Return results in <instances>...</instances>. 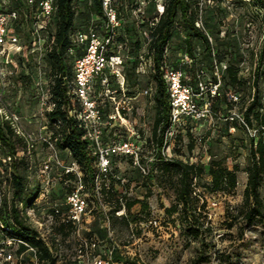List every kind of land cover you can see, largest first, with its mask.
<instances>
[{
	"label": "trees",
	"instance_id": "16d2710c",
	"mask_svg": "<svg viewBox=\"0 0 264 264\" xmlns=\"http://www.w3.org/2000/svg\"><path fill=\"white\" fill-rule=\"evenodd\" d=\"M40 1L35 0L34 3H30L29 0H0L1 11L17 13V18L11 21L9 30L10 34L20 38L23 49L19 53H14V59L18 61L24 59L28 64L34 63L35 54L40 55V50L32 49L31 46L32 43L37 42L38 37L41 38L42 58L52 77L47 92L49 96L47 122L43 125L42 130L55 142L62 163L67 165L63 154L66 152L67 158L69 156L72 160L68 164L75 162L80 168V172L83 173L82 179L86 185L93 184L94 187L99 162L98 151L86 137L88 130L85 123L79 118V111H82L83 104L73 95L75 62L84 55L86 47L74 42V37L90 30H94L101 36L108 34L103 0H54L51 19L44 28L40 29L38 34H35L34 24L38 20ZM113 1L121 20V26L115 31L109 52L111 54L118 53L124 57L125 84L122 87L113 75L107 73L109 82L103 83L102 78L98 77L94 88L110 86L112 82H115L125 97L132 98L134 95L129 92V87L139 90L140 83L135 81L131 85L129 73H134L136 77L139 76L136 71L138 64L142 63L141 60L149 65L151 62L150 66L154 67L153 82L148 88L150 95L154 97L157 108L151 141L156 146V158L160 161L154 165V175L157 172L156 176L160 187L165 188L168 185L173 189L175 195V203L166 209V212L170 215L180 214L184 231L190 240L189 243L202 241V245L205 246L206 238L211 236L214 231L212 227L206 226L198 211L200 208L198 207L199 196L196 192L197 180H201L206 174L210 176L211 182L204 185L206 193H233L238 186L240 168L239 165H234L231 169L223 159H212L208 168L202 163L189 162L180 156L163 160V151L169 144L166 143V133L171 126V104L165 78V61L169 68L183 70L186 73L185 78L189 80L186 82L195 91H198L200 82H215L217 75H222L219 94L212 98L215 112L223 88L227 92L229 90L233 93L235 90H245L247 84L250 86L249 102L244 103L239 94H237L240 97L238 103L230 101L231 105L240 104L244 108L243 116L246 123L242 126L237 120L231 121L233 127L254 128L257 135L255 138H251L250 164L246 169L248 181L244 190L243 203L238 207L237 215H232L227 228L232 230L235 220L240 218L243 220L244 226L256 227L260 225L264 229V197L261 191L264 185V42L259 53L255 54L258 57V68L254 72L253 79L246 81L240 76L241 59L238 60V63L234 60L233 41L237 37V31L231 34L225 30L223 35L216 36L209 26V17L205 15L204 6L207 4L212 2V4L223 5L230 0H153L156 13L151 19L145 17V6L150 0ZM239 1L255 10L254 17H261L264 21V0ZM160 5L164 6L162 13L159 10ZM129 17L133 19L132 23L128 20ZM198 21L202 22V27L197 26ZM25 29H27V33H24ZM144 48L146 49L145 55L141 54ZM177 53L179 56L182 53L183 55L188 54L192 62L183 63V57L178 61H173L172 58ZM131 58H135V60L132 63L133 68L129 70L126 60ZM223 65H226L227 68L225 69ZM252 90H255L254 93ZM218 118L217 113L215 119ZM212 123L209 121L196 122L200 127ZM186 125L187 122L176 127V134L178 129L182 128L181 126H183L182 129H186ZM39 143L48 146L44 142H38L30 148L26 139L16 133L10 121L3 117L0 119V156L12 155L14 157L10 164L0 163V172L11 176L12 195L9 202H6V208L3 209V213L9 214L13 219V223L9 225L12 229L9 235L23 238L35 247L39 264H56L58 256H55V253L60 254L61 247L58 239L53 236L50 246H47L42 240H38L36 238L37 230L28 223L26 217V209L34 206L41 194L40 183L32 178L41 166L36 154ZM193 149L194 144L190 143L189 150ZM52 175L54 176L53 173ZM63 175L65 181L73 183L75 180L77 184L78 175L76 173L65 172ZM110 176H114L113 170ZM33 182L36 185H32ZM68 187L72 188V185L68 184ZM53 190L54 188L52 193ZM72 190L66 189L65 197ZM104 190L105 188H103ZM111 191H115L112 186L109 187L108 193H112ZM52 193L43 202V206L50 212L53 211L52 203L61 202L59 200L49 201ZM20 203L22 207L19 206ZM136 205H141L142 210L148 208L146 201L139 198L130 199L127 197V193H124L123 197L116 201V206L111 212V217H109L111 225L113 226V222L121 219L126 226H129L132 209ZM202 207H206L205 203ZM122 209H125L126 214L117 215V212ZM57 229L63 236L67 235L66 229H71V227L60 225L57 226ZM25 251L26 247L21 246L17 253L21 255ZM28 257L31 262V256ZM209 260V257L199 254L193 262L201 264Z\"/></svg>",
	"mask_w": 264,
	"mask_h": 264
},
{
	"label": "rangeland",
	"instance_id": "374dc122",
	"mask_svg": "<svg viewBox=\"0 0 264 264\" xmlns=\"http://www.w3.org/2000/svg\"><path fill=\"white\" fill-rule=\"evenodd\" d=\"M145 8L146 18L151 19L155 16L156 8L153 0H150ZM204 9L205 15L210 19L209 26L216 36L223 35L225 30L231 34L237 31V37L233 41L234 60L238 63V60L241 59L240 76L246 81H252L254 72L258 68L256 55L264 42V21L261 17H254L255 10L250 6H245L239 0L226 1L223 5L211 2L204 6ZM128 20L132 23L133 19L129 17ZM34 26L37 27L38 24H34ZM24 33H27V29L24 30ZM36 40L37 45L34 46L32 43L31 48H42L38 43L39 37ZM42 51L40 50V55L35 54L34 63L28 64L24 59L22 61L14 59L13 50L0 49V119L5 116V113H15L22 118L26 128L36 135L41 133L43 125L47 122L48 107L43 105V97H49L47 92L52 81L49 69L43 61ZM141 54H146L145 48L142 49ZM175 55L172 58L173 61H178L184 56L183 53L180 56L178 53ZM134 60L135 58L126 60L129 70L133 68ZM141 61L142 63L138 64L136 71L139 76L136 77L134 73H129L131 85L135 81H139L140 85L139 90L129 87V92L134 95L131 98L133 107L131 111L126 112L125 117L140 136L138 141L143 159L147 160L156 157L157 153L156 146L151 141L157 108L154 97L150 93H145L153 82L154 67L145 64L143 60ZM184 81L189 80L184 78ZM186 84L188 83L186 82ZM249 87L247 84L245 90H235L233 93L239 94L243 98V102L247 103L251 95ZM252 91L254 93L255 90ZM196 92L200 93L197 90ZM92 95H96L97 104L102 109L104 141L107 143L129 138L131 133L125 126L127 122L122 121L118 116L116 119L111 120L110 118L117 114L116 108L119 105L120 107L124 105L122 102L124 95L117 88V84L112 82L110 86L94 88ZM230 95L231 91L227 92L223 88L217 102L218 108L215 109L219 116L218 119L204 127H200L193 120H188L186 129H182L183 126H181L182 128L178 129L170 147L166 149V153L171 157L180 156L189 162L202 163L206 168L209 167L212 159L225 160L226 165L231 169L234 165H239L238 186L233 193H206L204 185L211 182L210 176L206 174L201 180H197L196 192L199 196L198 207L200 208L198 211L202 221L206 223V226L212 227L214 231L211 236L206 238L205 246L202 245V241L189 243L190 240L184 231L180 214L170 215L166 212V209L175 203L173 189L168 185L165 188L159 186L157 172L153 177H144L134 167L130 157L122 156L112 159L114 176H98V184L105 188L103 199L106 210L93 209L85 217L81 236L99 240L103 251L114 249L116 258L124 261L125 264H194L193 261L199 254L210 258L209 261L201 264H264V229L262 226H244L243 220L239 218L235 220L232 230L227 228L232 215H237L238 207L243 203L244 190L248 181L246 169L250 164L251 138H255L257 135L254 128L250 130L241 127L234 128L231 121L225 120L234 111L244 117V108L240 104L231 105ZM206 98L207 96L202 94L198 100L203 102ZM79 113L80 115L85 113L84 106ZM108 122H111V125L106 124ZM239 123L244 125L241 121ZM190 143L194 144L192 151L189 150ZM36 154L38 163L41 165L51 157L53 151L48 146L39 143ZM63 154L67 160L66 166H72V164H68L71 163V158H67L66 152ZM97 169V173H99V168ZM77 171L83 178L79 167ZM65 172V168L55 167L53 169L55 182L49 201H64L66 189L71 190L76 187L75 180V183L64 180L63 173ZM68 184L72 185V188H67ZM32 185H36L35 182ZM111 186L115 191L108 193ZM86 191L92 197L93 184L87 185ZM261 191L264 197V185ZM124 193H127V197L130 199L139 198L146 201L148 208L142 210L141 205H136L132 209L129 226H126L121 219L113 222L112 226L106 216L111 217L116 201L122 198ZM148 195L149 197H147ZM95 200V198H91V201ZM204 203L205 208L202 207ZM47 212L48 215L52 213L49 210ZM125 214L126 211L123 210L122 215ZM117 215L119 214L117 213ZM45 217L42 216V218ZM154 219L161 223L162 228L150 224V221ZM108 227H111L110 231ZM54 232L56 236L53 238L58 239V243L61 245L60 263L76 264L77 237L73 230L66 229L67 235L62 236L56 226ZM15 256L21 264H33L32 260L29 261L27 254L23 258L18 253H15Z\"/></svg>",
	"mask_w": 264,
	"mask_h": 264
},
{
	"label": "built area",
	"instance_id": "2783aa9c",
	"mask_svg": "<svg viewBox=\"0 0 264 264\" xmlns=\"http://www.w3.org/2000/svg\"><path fill=\"white\" fill-rule=\"evenodd\" d=\"M34 1L29 0L30 3H34ZM53 9L54 0H41L39 2L40 12L36 23L38 24L36 27L37 34L40 29L48 24ZM103 10L108 29L106 36L98 35L94 30H90L86 33H79L74 37V42L86 47L84 55L75 62L73 95L84 106L85 113L80 115L79 118L85 123V127L88 130L86 137L98 151L99 173L96 174L95 186L92 191V197L96 200L91 201L92 197L86 191L87 185L82 177H80L79 171H77V164L74 162L72 166H65L59 157L55 142L43 130L39 135L30 132L24 125L22 118L15 113H5L3 117L5 120L10 121L18 135L26 139L30 148L34 147L38 142H44L53 151L51 157L41 164L40 169L32 177L33 180L40 183L41 194L34 206L26 209V217L28 223L37 230L38 234L36 238L42 240L47 246H50L51 238L56 236L54 232L56 226H70L77 237L76 264H125L124 261L116 258L114 249L103 251L99 240L81 236L85 217L93 209L106 210V204L103 199V187L98 184L97 178L99 175L107 177L111 174L113 156L130 157L134 167L146 178L154 175V165L160 161L156 157L147 160L143 159L140 142L138 141L140 136L137 135L135 127H131L130 122L125 117L126 112L131 111L133 107L131 106L132 101L130 97L126 98L124 96L122 100L124 105L122 107L119 105L116 108L117 114L110 118L112 120L118 116L122 121L127 122L125 126L127 131L131 133V136L125 140L115 142L105 143L103 141V113L101 107L97 104L96 95H92L94 84L98 77L102 78L103 83H108L109 78L107 73L113 75L122 87L125 84V59L121 54H111L109 52L112 38L115 31L120 28L121 20L113 0H103ZM159 10L161 13L164 12V6L160 5ZM16 18V12L6 13L0 10V49L4 51L13 50L14 53H19L23 49L20 38L10 34L9 30L11 21ZM197 26L202 27V22L198 21ZM41 42L42 40L39 38L38 43H40V46ZM36 45L37 42H34V46ZM37 50L42 49L38 47ZM182 60L185 64L192 62L188 54H185ZM164 65H166L164 66L165 78L167 80L171 104V126L166 133V143H169L167 146L169 148L171 141L176 136V127L185 124L188 120L195 122L209 121L212 123L217 117V113L213 108L212 98L219 94L222 86V75L218 74L215 82H200L198 89L200 93L198 94L192 86L186 84L184 81L186 73L183 70L169 68L166 61ZM223 67L227 68L226 65H223ZM145 93H149V91L147 90ZM202 94H205L207 98L203 102H200L198 97ZM43 100V105L49 107L48 97L44 96ZM239 100V95L231 93L230 101L232 103H238ZM225 120H237L246 125L244 117H241L236 111L231 112ZM106 124L111 125V122ZM163 155V160L165 161L171 158V155L166 153V150L163 151ZM13 158L12 155L0 156V163L4 165L10 164ZM54 167L65 168L68 173H76L78 181L76 187L66 196L64 201L52 203L53 211L51 215H48V210L43 206V202L49 198L54 188L55 178L52 175ZM10 180V174L5 175L0 172V264H18L19 261L15 253H17L21 246L26 247V251L20 255L21 258L25 254H29L32 262L39 264L35 247L23 238L9 235L10 231H12L9 225L13 223V219L9 214H4L3 209L6 208V202H9L12 195ZM19 206L22 207V204L20 203ZM123 210L125 211V209H122L117 213L122 215ZM42 216L46 217L42 218ZM46 218L48 220L45 221ZM106 219L110 222L109 216H106ZM150 224L157 228L162 226L156 219L151 220ZM108 229L110 231L111 227H108ZM55 254V256H58L56 264H61L59 259L60 254Z\"/></svg>",
	"mask_w": 264,
	"mask_h": 264
},
{
	"label": "crops",
	"instance_id": "0c3cea01",
	"mask_svg": "<svg viewBox=\"0 0 264 264\" xmlns=\"http://www.w3.org/2000/svg\"><path fill=\"white\" fill-rule=\"evenodd\" d=\"M69 157V156H68Z\"/></svg>",
	"mask_w": 264,
	"mask_h": 264
}]
</instances>
